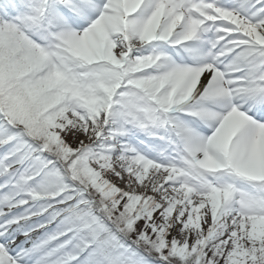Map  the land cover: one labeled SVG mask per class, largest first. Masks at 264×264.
<instances>
[{"label":"snow or ice","instance_id":"6c2138e0","mask_svg":"<svg viewBox=\"0 0 264 264\" xmlns=\"http://www.w3.org/2000/svg\"><path fill=\"white\" fill-rule=\"evenodd\" d=\"M0 264H264V0H0Z\"/></svg>","mask_w":264,"mask_h":264}]
</instances>
